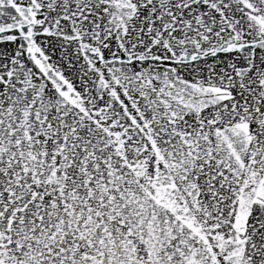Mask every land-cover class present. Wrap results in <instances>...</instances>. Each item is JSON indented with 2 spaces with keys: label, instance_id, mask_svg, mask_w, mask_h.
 I'll return each mask as SVG.
<instances>
[{
  "label": "snow or ice",
  "instance_id": "snow-or-ice-1",
  "mask_svg": "<svg viewBox=\"0 0 264 264\" xmlns=\"http://www.w3.org/2000/svg\"><path fill=\"white\" fill-rule=\"evenodd\" d=\"M0 264H264V0H0Z\"/></svg>",
  "mask_w": 264,
  "mask_h": 264
}]
</instances>
